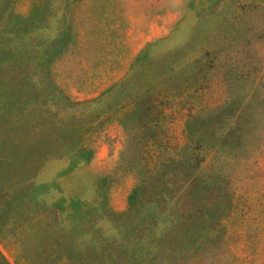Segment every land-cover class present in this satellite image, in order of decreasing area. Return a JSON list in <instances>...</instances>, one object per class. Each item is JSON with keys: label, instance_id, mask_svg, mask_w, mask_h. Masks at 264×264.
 Masks as SVG:
<instances>
[{"label": "rangeland", "instance_id": "374dc122", "mask_svg": "<svg viewBox=\"0 0 264 264\" xmlns=\"http://www.w3.org/2000/svg\"><path fill=\"white\" fill-rule=\"evenodd\" d=\"M69 34L84 44L64 46ZM53 36L43 66L35 44ZM174 63L163 87L185 98L165 118L168 143L183 140L186 99L199 143L229 147L204 171L214 182L183 197L193 209L175 222L180 244L147 264H264V0H0V190L13 188L0 197V251L11 264L49 263L58 240L82 258L113 241L114 213L136 188L138 209L149 207L139 143L90 99L132 68ZM171 169L177 185L190 177L185 164ZM187 225L205 231L186 255Z\"/></svg>", "mask_w": 264, "mask_h": 264}, {"label": "trees", "instance_id": "16d2710c", "mask_svg": "<svg viewBox=\"0 0 264 264\" xmlns=\"http://www.w3.org/2000/svg\"><path fill=\"white\" fill-rule=\"evenodd\" d=\"M79 38L78 41L76 35H67L64 46L69 43H78L82 46L85 37L79 36ZM58 39L59 36L46 37L41 43L35 44L44 46L41 65L44 66L50 61V55L53 54ZM137 59L139 60L134 58L133 61ZM185 62L192 63L193 58ZM132 65L137 64L132 62ZM143 66L145 65L139 67L138 72H134L132 68L112 81L90 101H99L101 117L110 119L117 116L115 120L126 126L131 139L139 143L134 149L137 151L140 164L143 160L144 177L141 183L139 182L138 188L143 187V192L147 195L145 202L149 207L145 211L138 209L136 188L129 196L127 207L114 213L113 223L118 233L113 241L107 242L101 239L103 243L100 241L90 243L91 253L83 258L72 255L75 251V243L72 241H54L48 247L49 263L47 264H147L150 261L156 263L160 260L162 255L160 253L165 252L164 250L174 251L180 244L181 233L175 227V222L183 211L193 209L191 205L186 208L181 206L183 197L190 195V188L195 182L203 183V186L214 182L204 171L214 161L221 146L229 147V142L220 140L219 143L213 141L199 143L204 138L197 135L198 130L192 125L197 114L192 111L190 100L185 99L188 107H185L183 140L171 145L167 140L165 118L170 108L181 103L185 97L182 93L184 90H180L182 91L180 95L172 88L163 87V83L174 77L182 64L174 63L168 70L157 69L153 75H150ZM183 86L186 92L193 91L192 95L198 89V86L196 87L192 82H184ZM193 143L194 145L191 146ZM179 164H185L190 169V177L186 180L180 179L182 182L177 185L170 174L171 168ZM11 191L13 188L0 190V197H7ZM165 213L170 217L166 225L161 220ZM204 231L205 229L185 226L183 233L188 236V242L183 243L185 248L182 253L189 254L187 252L192 251ZM165 244L167 245L164 247ZM177 255L179 251L175 252L173 259ZM0 264H11L1 251ZM28 264L36 263L28 260Z\"/></svg>", "mask_w": 264, "mask_h": 264}]
</instances>
